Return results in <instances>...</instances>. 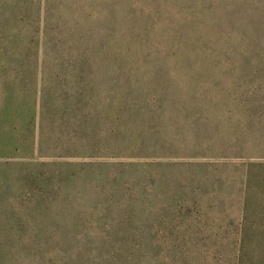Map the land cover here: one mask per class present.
I'll list each match as a JSON object with an SVG mask.
<instances>
[{"label": "rangeland", "instance_id": "374dc122", "mask_svg": "<svg viewBox=\"0 0 264 264\" xmlns=\"http://www.w3.org/2000/svg\"><path fill=\"white\" fill-rule=\"evenodd\" d=\"M0 264H264V0H0Z\"/></svg>", "mask_w": 264, "mask_h": 264}]
</instances>
